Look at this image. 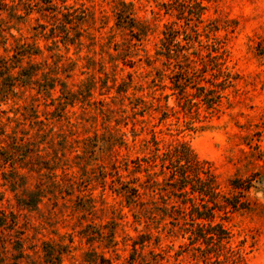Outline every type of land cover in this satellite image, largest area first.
Masks as SVG:
<instances>
[{
  "label": "rangeland",
  "instance_id": "rangeland-1",
  "mask_svg": "<svg viewBox=\"0 0 264 264\" xmlns=\"http://www.w3.org/2000/svg\"><path fill=\"white\" fill-rule=\"evenodd\" d=\"M120 1L131 3L134 21L144 27L145 35L138 37L134 33L136 30L130 32L126 26L117 25L116 10ZM53 2L59 7H69L70 11L91 12L94 16L91 27H83L94 35L93 45L85 36L80 38V48L68 45L65 49L62 43H57V52L64 56L62 62L73 63L67 68L71 70V78L67 82L75 84L72 89L81 92L91 79L94 89L90 97H83V90L73 106L66 108L60 122H55L51 132L67 136L70 151H66L67 161L64 163L72 167L66 172L85 186L84 192L92 197V207L89 211H74V205L87 204L86 198L75 197L78 194L75 190L65 200L44 197L38 211L22 208L16 201V193L20 189L11 191L4 179L11 175H6L9 165L0 162V262L12 264V244L17 240L18 231H21L29 238L28 246L36 251L28 250L31 258L36 260L42 258L43 245L47 243L54 247L60 244L66 247L61 255V264H95V260L96 264H100L98 257L92 254V248L96 253L104 254L109 264H128L132 241L140 234H147L149 238L143 243L142 250L140 245H136V249L147 259L148 252L153 250L160 254L162 259L159 262L162 264H217L213 253L204 254L203 244H189L187 235H182L171 225V218H162L159 211L152 210L158 215L153 220L148 219V211L143 214L141 210L143 206L127 204L120 193V182L132 181L130 185L136 187L139 183L147 184L148 179L142 169L151 168L150 155L155 147L162 152L178 142H185L200 159L211 163L220 190L226 196L235 193L229 184L232 179H250L251 187L247 192L249 207L226 215L223 211L218 212L216 220L222 222L229 232L225 249L218 256L221 260L219 264H264V54L258 51V44L264 42V0ZM196 3L204 7L201 22L196 20ZM18 12L23 14L22 10ZM0 20L5 21L0 22V55L9 57L13 54L14 41L8 35L11 33L20 42H35L42 56L52 64V58L48 57L52 51L46 49V46L52 45L47 38L48 18L41 17L33 9L20 21L8 18L7 12L0 11ZM195 24L200 34L197 39L208 47L193 41L191 48L185 51L190 58L197 60L191 53L198 49L207 61L206 71L201 72V77L193 83L212 89L214 87L210 82L218 83L224 79L223 74L214 77L217 70L211 69L212 63L206 54H217L210 47L217 41L225 49L223 59L219 61H224L221 70L229 73L230 82L219 91L221 98L214 109L207 106L202 96H196L198 90L191 88L190 84L186 92L191 102L185 104L178 89L173 87V75L179 71L177 64L180 58L174 55L167 58L161 51L165 27L172 25L177 28L179 34L175 41L185 44L184 32L194 35ZM43 25L44 29L41 28ZM209 27L213 30L206 35ZM3 38H6L4 44ZM195 66L201 68L197 61ZM61 76L64 77V74ZM122 87L125 91L118 93L117 90ZM21 91L22 88L15 87L14 94L2 95L0 90V125L4 124V128H0V146L6 144L3 134L10 132L17 137L25 133L23 138L30 140L48 139V126L39 127L32 123V118H24L33 114L30 111L33 108L38 119L47 123L45 118L49 115L44 113L52 111L56 101L51 103L48 98L36 95L34 89ZM57 91L52 92V98L58 95ZM135 98H142L148 108L142 116L137 114L131 119L132 114L140 109L134 104ZM106 107L113 112L102 115L99 108ZM120 116L128 117L115 126L114 119ZM131 120L137 133L135 137L131 132ZM115 130L124 134L127 147L115 146L116 156H109L106 150H99V147L103 144L101 140L109 139ZM87 138L93 143L98 140L91 159L81 152ZM75 155L80 158H74ZM93 157L96 159L92 160ZM87 160H92V165L87 167L88 174L82 176L75 164L82 165ZM114 160L118 174L112 172L105 175L104 183H101L98 170L93 172L90 168L95 164L107 166ZM137 160L141 169L133 172ZM155 163L156 167L151 171H158L159 162ZM57 174H61L60 169ZM32 175L27 180L28 188H33L36 182L35 174ZM155 179L161 183L162 176ZM155 192L144 190V195L139 198L141 203H145L144 207H151L152 199L159 202L157 195L152 196ZM138 211L140 214H137ZM111 221L117 224V244L113 248L105 249L97 240L90 246L79 233L88 223L104 233L108 232ZM198 247L200 250L196 249Z\"/></svg>",
  "mask_w": 264,
  "mask_h": 264
},
{
  "label": "trees",
  "instance_id": "trees-1",
  "mask_svg": "<svg viewBox=\"0 0 264 264\" xmlns=\"http://www.w3.org/2000/svg\"><path fill=\"white\" fill-rule=\"evenodd\" d=\"M118 5L119 8L116 10L117 25L126 26L130 32L136 30L134 33L138 37L145 35L144 27L134 21L131 3L120 1ZM196 6L198 8L196 20L197 22H201L200 16L204 7L198 3H196ZM33 9L41 17L48 18L50 22L48 28L49 36L47 38L51 40L52 45L46 46V49L49 52L52 51L48 56L52 58V64L48 63L47 58L42 56V51L35 42H20L19 38L8 33L9 37L14 41V45L12 46L13 54L9 57L0 55V90L2 95H6L8 93L14 94L15 87L22 88L21 92H24L25 89H34L36 95H41L48 98L51 103L54 101L56 103L52 111L44 113V115H49V117L45 118L47 123L38 119L37 112L33 108H30L33 114L24 118H32V123L39 127L48 126L49 135L47 136V140L25 139L23 138L26 135L25 133H22L20 137L13 135L14 132L3 134L6 138L3 141L6 144L5 146H0V150H2L0 152V162L9 165L10 169L6 175L9 176L11 174L9 178L4 179L7 181L11 191L20 189L19 193H16V201L22 208L38 211L44 197L48 196L49 199L52 198L55 201L58 199L65 200L66 196H72L76 190L78 194L75 197L79 199L86 198L87 204L78 203L74 205L73 210L89 211L92 207L90 204L92 197L89 193L86 194L84 192L86 188H84L85 186H81V181L74 180V175L66 172L67 169L72 167L64 163L67 161L65 157L66 151H70L66 139L67 136L51 132L55 126V122H60L62 117L65 116L66 108L68 106L72 107L78 100V95H82L81 92L84 90L85 94L83 97H90L92 89H94V81L91 79L88 85L83 90L81 89V92L73 90L72 86L75 84L67 82V79L71 78V70H67V68L73 63L62 62L64 56L57 52L58 42L62 43L65 49H67L68 45H75L77 48H80L82 46L80 40L82 36H85L89 40L90 45H93L95 43L94 35L87 32V29L83 27L84 25L91 27L94 22V16L91 12L76 13V11H70L69 7H59L53 0H17L16 3L14 0H0V11L7 12L10 19L20 21ZM20 10L23 11V14L18 12ZM0 22L5 21L0 20ZM195 27L196 24L194 25ZM210 27L206 35L213 30ZM41 28L44 29L45 26L43 25ZM165 28L163 32L164 37L161 40V51H164L162 53L167 58H172L173 55L176 58H180L177 64L179 71L173 75V87L178 89L179 94L187 105L191 102V98H189V94L186 92V87L190 84L191 88L198 90L196 96H202L207 106L214 109L221 98L219 91L225 87V84H229L230 82L229 73L221 70L224 61H219L223 59L225 49H223L219 41L210 45L211 51L217 53L215 55H211V53L206 54L208 61L212 63L211 69L217 70L214 77L223 74L224 79L218 83L210 82L214 88L207 89L203 85L193 83L197 78L201 77V72L206 71L207 61L198 49L191 53L197 60L190 58V55L185 51L191 48L190 43L193 41H197L199 46L206 48L208 44L203 45L197 39L200 34L196 28L192 30L194 35L184 32L185 44L175 41V37L179 34L177 28L172 25ZM47 38L45 36V39ZM54 38H59V40H55ZM5 40L6 38H3V44ZM218 51L220 52L218 53ZM258 51L259 54H264V42L258 44ZM108 55L110 56V54ZM196 61L199 62L201 68H196ZM63 74L64 77L61 76ZM122 84L125 85L124 83ZM56 89H58V95L52 98V92ZM123 89L125 88L122 87L117 92H124L125 90ZM134 104L135 106L139 105L140 109L132 114L131 119L137 114L142 116L148 108L142 98H135ZM99 111L102 115H107L106 112H113L108 107L104 109L99 108ZM127 117L120 116V118H115V126L121 122L123 123ZM52 119H54V122H51ZM124 124L126 125L127 123L124 122ZM0 128H4V124H1ZM131 132L133 137H135L137 133L134 130L132 120ZM94 136L97 135L95 134ZM123 137L124 134H119L115 130L111 133L109 139L101 140L103 144L99 147V150L104 149L109 153V156L111 154L116 156V152L113 149L115 146L127 147V143ZM85 141L81 152L82 154H86L88 159H91L94 155L95 143L98 140H94L93 143L91 142L92 140L87 138ZM152 141L154 145L157 144L154 138ZM74 158L79 159L80 156L75 155ZM93 159L95 160L96 158L93 157ZM91 161L87 160L82 165L79 163L75 164L81 172L80 175L85 176L88 174L87 167L92 165ZM150 161L152 162L150 164L151 168L142 169L146 173L147 184L142 185V183H139L136 187L130 185L132 181L120 182V193L125 197L126 203L143 206L141 210L144 211L143 214L148 211V219L153 220L158 215L152 210L159 211L162 218L165 216L171 218V225L176 227L182 235H187L189 244L196 242L203 244L205 246L203 250L204 254L213 253L216 257L215 262L219 264L221 260L218 259V256L225 249V244H227L229 239V232L222 222L216 220L218 212L223 211V214L226 215L228 212L249 207L250 199L247 192L251 187L250 179H232L229 184L235 190V193L232 196H226L220 190V183L211 168V163L200 159L185 142H178L162 152H159V149L155 147L151 151ZM156 161L159 162V169L158 171H151L153 167H156ZM134 163L135 168L133 172L140 171L141 165L139 161L137 160ZM58 169L61 170V174H57ZM90 170H93V172L98 170V176L102 180L101 183H104L103 178L105 175H110L112 172L116 175L118 174L115 160L108 162L107 166L95 164ZM32 174H35L36 182L33 188H28L26 186L27 180L33 176ZM157 176H162L161 183H158L155 179ZM117 178L119 179L120 176H117ZM239 181L245 184H241ZM139 189L143 190V192L140 193ZM146 189H150L151 192L157 191L152 196L157 195V199L159 200L157 202L152 199L150 201L151 207L149 208L144 207L145 203L139 201L140 196L144 195V190ZM64 203L65 201L62 202V204ZM139 212L137 214H140ZM110 225L111 227L108 232L104 233L92 223H88L79 233L90 246L97 240L102 243L103 248L110 249L117 244L115 240L117 224L111 221ZM148 238L147 234H140L136 240L132 241V253L130 254L128 264H162L159 262L162 259L159 253H154L153 250H150L148 252L149 259H147L146 255H143L141 251L136 249V245L138 244L140 245V250H142V245ZM16 239V242L12 244V264H61V255L66 250L64 245L60 244L54 247L51 244L45 243L43 245L42 258L36 260L32 259L28 253V250L36 253L27 244L29 238L23 232L18 231ZM196 249H199V247ZM91 252L98 257V263L109 264V259H106L104 254L96 253L94 248H92ZM224 258L228 259L227 256H224ZM205 260H208V257L205 256ZM96 262L95 260V264ZM0 264H4L3 261Z\"/></svg>",
  "mask_w": 264,
  "mask_h": 264
}]
</instances>
